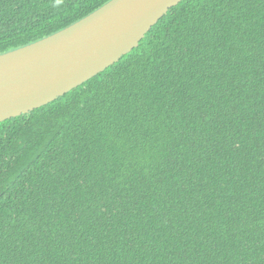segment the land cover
I'll return each mask as SVG.
<instances>
[{
	"label": "trees",
	"instance_id": "obj_1",
	"mask_svg": "<svg viewBox=\"0 0 264 264\" xmlns=\"http://www.w3.org/2000/svg\"><path fill=\"white\" fill-rule=\"evenodd\" d=\"M107 1L0 0V53ZM0 264H264V0H182L0 122Z\"/></svg>",
	"mask_w": 264,
	"mask_h": 264
},
{
	"label": "water",
	"instance_id": "obj_2",
	"mask_svg": "<svg viewBox=\"0 0 264 264\" xmlns=\"http://www.w3.org/2000/svg\"><path fill=\"white\" fill-rule=\"evenodd\" d=\"M182 0H108L72 24L0 53V122L44 106L119 61Z\"/></svg>",
	"mask_w": 264,
	"mask_h": 264
}]
</instances>
